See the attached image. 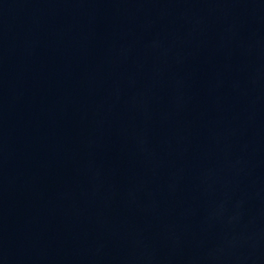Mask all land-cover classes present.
Segmentation results:
<instances>
[{
    "label": "water",
    "instance_id": "1",
    "mask_svg": "<svg viewBox=\"0 0 264 264\" xmlns=\"http://www.w3.org/2000/svg\"><path fill=\"white\" fill-rule=\"evenodd\" d=\"M0 264H264V0H0Z\"/></svg>",
    "mask_w": 264,
    "mask_h": 264
}]
</instances>
